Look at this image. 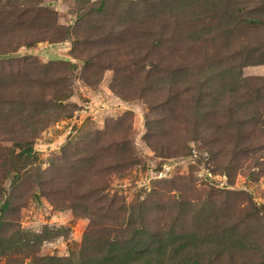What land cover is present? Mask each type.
I'll use <instances>...</instances> for the list:
<instances>
[{"label": "rangeland", "instance_id": "374dc122", "mask_svg": "<svg viewBox=\"0 0 264 264\" xmlns=\"http://www.w3.org/2000/svg\"><path fill=\"white\" fill-rule=\"evenodd\" d=\"M0 264H264V0H0Z\"/></svg>", "mask_w": 264, "mask_h": 264}, {"label": "water", "instance_id": "95a60500", "mask_svg": "<svg viewBox=\"0 0 264 264\" xmlns=\"http://www.w3.org/2000/svg\"><path fill=\"white\" fill-rule=\"evenodd\" d=\"M34 198L36 199L37 203H40V202H39V199H38V194L35 193V194H34Z\"/></svg>", "mask_w": 264, "mask_h": 264}]
</instances>
